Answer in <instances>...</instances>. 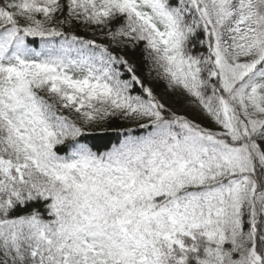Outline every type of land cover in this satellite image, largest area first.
Segmentation results:
<instances>
[{
	"label": "snow or ice",
	"instance_id": "6c2138e0",
	"mask_svg": "<svg viewBox=\"0 0 264 264\" xmlns=\"http://www.w3.org/2000/svg\"><path fill=\"white\" fill-rule=\"evenodd\" d=\"M0 264H264V0H0Z\"/></svg>",
	"mask_w": 264,
	"mask_h": 264
}]
</instances>
